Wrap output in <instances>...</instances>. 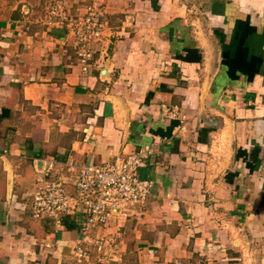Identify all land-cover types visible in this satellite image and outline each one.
I'll return each instance as SVG.
<instances>
[{
    "label": "crops",
    "instance_id": "crops-1",
    "mask_svg": "<svg viewBox=\"0 0 264 264\" xmlns=\"http://www.w3.org/2000/svg\"><path fill=\"white\" fill-rule=\"evenodd\" d=\"M46 1L0 0V264H78L80 224L31 216L40 168L144 145L152 186L110 219L111 264H264V0H94L108 28L86 72Z\"/></svg>",
    "mask_w": 264,
    "mask_h": 264
},
{
    "label": "built area",
    "instance_id": "built-area-1",
    "mask_svg": "<svg viewBox=\"0 0 264 264\" xmlns=\"http://www.w3.org/2000/svg\"><path fill=\"white\" fill-rule=\"evenodd\" d=\"M72 3L74 0H47L42 19L46 26L68 30L78 63L86 72L94 59L96 45L108 28L107 5L93 0L84 11L74 13ZM169 113L179 117L176 109H170ZM179 118V130H184L185 115ZM152 152L150 145H144L115 153L101 163L50 159L40 168L42 176L27 200L31 216L56 229L62 227V218L66 216H72L80 224L72 261L78 264L117 261L120 248L117 235L108 234L106 229L111 218L124 219L135 206L145 203L152 182L140 178L138 170Z\"/></svg>",
    "mask_w": 264,
    "mask_h": 264
},
{
    "label": "rangeland",
    "instance_id": "rangeland-1",
    "mask_svg": "<svg viewBox=\"0 0 264 264\" xmlns=\"http://www.w3.org/2000/svg\"><path fill=\"white\" fill-rule=\"evenodd\" d=\"M191 1H192V2L197 1V3H198V2L203 1V0H191Z\"/></svg>",
    "mask_w": 264,
    "mask_h": 264
}]
</instances>
